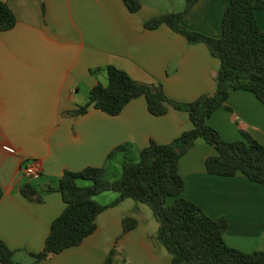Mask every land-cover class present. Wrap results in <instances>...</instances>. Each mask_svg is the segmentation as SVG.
<instances>
[{"label":"crops","instance_id":"1","mask_svg":"<svg viewBox=\"0 0 264 264\" xmlns=\"http://www.w3.org/2000/svg\"><path fill=\"white\" fill-rule=\"evenodd\" d=\"M0 1L16 20L11 30L0 33V242L16 263L30 264L29 254L42 250L51 223L64 209L57 191L46 192L57 187L64 171L103 167L105 179L113 181L124 160L135 162L151 142L169 144L192 128L182 111L169 108L162 116L151 115L143 97L128 102L116 116L92 107L71 116L95 85H106L104 69L116 67L139 83L160 86L169 99L189 103L214 94L219 62L203 44H188L164 24L144 29L153 16L181 12L184 0H140L133 14L121 0ZM228 2L199 0L180 24L219 38ZM254 15L264 33V6ZM95 70L99 72L90 73ZM225 104L228 109H218L206 120L221 139L233 142L245 133L264 145V106L255 96L230 91ZM3 146L15 153H6ZM118 147L122 151L107 159ZM213 154L197 139L178 160L181 196L206 216L226 220L227 246L243 253L264 251L263 187L241 173L208 174L204 162ZM28 162L38 165V178L24 175ZM25 185L36 191L39 202L23 197ZM117 196L104 192L94 200L107 205ZM124 217L137 224L122 234ZM157 226L146 205L125 199L96 217L95 231L80 245L39 264H104L112 249L110 264H169V254L155 239Z\"/></svg>","mask_w":264,"mask_h":264},{"label":"trees","instance_id":"2","mask_svg":"<svg viewBox=\"0 0 264 264\" xmlns=\"http://www.w3.org/2000/svg\"><path fill=\"white\" fill-rule=\"evenodd\" d=\"M129 13L140 9V0H121ZM199 0H184L178 13L153 16L143 23L146 30L166 25L184 37L188 44H203L219 62L215 75L216 88L212 96H201L193 102L182 103L165 96L160 86L146 85L132 79L126 72L108 66L104 69L106 85H95L87 101L69 114H85L89 107L109 116L118 115L131 100L143 97L153 116L166 114L169 108L187 113L192 128L166 145L151 142L139 151L137 160L121 163L119 178L105 179L103 167H88L77 172L64 171L55 189L64 204L61 214L53 220L43 248L30 253V264H39L47 257L80 245L96 229V217L104 210L130 199L146 205L157 223L155 239L170 256L169 264H264V251L243 253L229 247L223 240L227 229L224 218L206 216L195 204L181 196L184 181L178 172V160L187 153L197 139L211 147L214 154L205 159L210 175L232 177L241 173L249 181L264 189V145L242 133V139L226 142L206 123L218 109H228L225 102L230 91H246L264 106V33L255 19V11L264 6L262 0H229L221 17V35L211 38L184 29L180 22ZM16 23L14 14L0 1V33L11 30ZM99 70L91 71L97 73ZM114 149L107 159L122 151ZM78 181L89 182L85 187ZM104 192L118 196L107 205H100L94 197ZM24 198L39 202L36 191L25 185ZM131 217L121 220L122 234L136 227ZM112 249L104 264H110ZM0 264H20L13 260V252L0 242Z\"/></svg>","mask_w":264,"mask_h":264},{"label":"built area","instance_id":"3","mask_svg":"<svg viewBox=\"0 0 264 264\" xmlns=\"http://www.w3.org/2000/svg\"><path fill=\"white\" fill-rule=\"evenodd\" d=\"M3 150L10 155L15 153L13 148L9 146H3ZM23 173L28 179H35L41 175L38 165L35 162H28L23 170Z\"/></svg>","mask_w":264,"mask_h":264},{"label":"rangeland","instance_id":"4","mask_svg":"<svg viewBox=\"0 0 264 264\" xmlns=\"http://www.w3.org/2000/svg\"><path fill=\"white\" fill-rule=\"evenodd\" d=\"M116 179H117V178H116ZM81 182L85 184L86 181H85V182H84V181H81Z\"/></svg>","mask_w":264,"mask_h":264}]
</instances>
